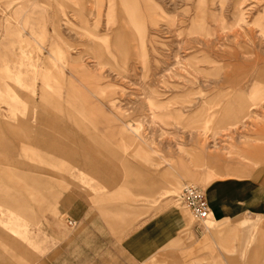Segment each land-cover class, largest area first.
Masks as SVG:
<instances>
[{
  "label": "rangeland",
  "instance_id": "rangeland-1",
  "mask_svg": "<svg viewBox=\"0 0 264 264\" xmlns=\"http://www.w3.org/2000/svg\"><path fill=\"white\" fill-rule=\"evenodd\" d=\"M19 6L28 11L16 15ZM261 67L264 0H0V119L23 126L17 140L0 133V264L37 263L25 259L30 238L59 216L61 194L134 209L141 200L130 184L153 182L155 172L164 191L147 203L185 214L183 262L264 264V255L252 260L264 240V198L250 185L264 169L254 158L264 144L254 140L264 133ZM58 103L79 111L89 146L119 153L79 154L86 145L58 129L72 122L67 109L51 111ZM228 105L254 109L238 123ZM235 182L244 196L250 190L245 213L210 230L179 202L185 186L199 185L211 211L209 188L230 202Z\"/></svg>",
  "mask_w": 264,
  "mask_h": 264
},
{
  "label": "crops",
  "instance_id": "crops-1",
  "mask_svg": "<svg viewBox=\"0 0 264 264\" xmlns=\"http://www.w3.org/2000/svg\"><path fill=\"white\" fill-rule=\"evenodd\" d=\"M26 10L19 6L15 10V14H25ZM259 77V79L264 77V67L260 68ZM228 81L237 82L236 80ZM0 95L2 96L1 91ZM76 97V95H72V92L69 93V99ZM234 97L236 103L242 104L246 101L245 97L241 95L235 94ZM58 104L50 108L51 111L55 113L56 110L66 111L67 109L69 118L72 120L68 125H63L64 127L59 124L58 129L60 131L67 129V136L73 143L79 146L86 145V147L81 148L82 150H78L79 154L82 152L81 154H88L90 157L93 154L95 156L97 154L112 155L113 157L114 154L119 153L117 151L110 153L104 148H98L97 151L96 148L89 146L94 137L91 135L87 124H84L85 120H77L79 111H76L75 106ZM252 106H237L233 109L231 105H228L226 109L230 114L237 115L239 123V121H244L250 116L249 112L254 109ZM54 118L58 122L62 121L58 115ZM0 120V133H11L17 140V134L22 131L23 126L3 119ZM81 127L80 132L79 128L81 129ZM125 127L126 125L122 128L123 132L127 131L124 130ZM260 129L264 132V124H261ZM127 133L130 135L128 131ZM261 139L264 140V133L263 136L255 137L254 140ZM53 143L56 144L55 146H61L62 142L56 138ZM263 156L264 144L254 151V158L258 160L256 162L259 163L261 159H264ZM83 168L90 172L96 170L93 166ZM106 171L108 170L106 169ZM262 172L258 178L259 182L250 180V185L253 184L257 193L264 198V169ZM4 174L9 179L13 176L11 172H4ZM18 188L20 187L15 189ZM12 189L8 187L5 192L12 194ZM128 190H131L130 193L141 200L139 207L133 209L130 204H117L115 200H110L107 197L98 202H93L84 196L77 197L73 193L61 194L58 199L59 202L55 204V208H52L58 211L59 216L53 213L46 216L47 219L43 222L42 227L43 234L38 235L35 232L36 236H31L30 256L25 259L37 262L35 264H186L178 255L185 248L176 243L182 228L187 223L185 214L182 210L172 207L159 210L158 205L153 210V207L148 206L147 203L148 197L151 200L155 198L157 202L160 201L164 191V183L161 178L159 179L158 172L154 173L153 182L138 179L130 184ZM209 191L215 196L211 201L210 213L212 217L207 219L208 223L205 221L206 229H212L224 217L240 216L245 213L244 205L247 202L244 200L245 197L250 198L247 196L250 190H247L244 196L242 183L235 182L234 195H231L232 201L230 202H228V197L221 193L219 186L209 188ZM144 200L145 202H142ZM149 208L152 209L150 215H148ZM69 220H73L74 223L70 224ZM134 221H139L141 224L133 228ZM254 251L252 260L255 263H260V258L264 255V240L259 242V247ZM234 262L236 263V261Z\"/></svg>",
  "mask_w": 264,
  "mask_h": 264
},
{
  "label": "built area",
  "instance_id": "built-area-1",
  "mask_svg": "<svg viewBox=\"0 0 264 264\" xmlns=\"http://www.w3.org/2000/svg\"><path fill=\"white\" fill-rule=\"evenodd\" d=\"M178 198L180 204L187 208L195 219L205 220L211 215L209 200L199 185L185 186ZM69 223L73 224L74 221L69 220Z\"/></svg>",
  "mask_w": 264,
  "mask_h": 264
},
{
  "label": "bare ground",
  "instance_id": "bare-ground-1",
  "mask_svg": "<svg viewBox=\"0 0 264 264\" xmlns=\"http://www.w3.org/2000/svg\"><path fill=\"white\" fill-rule=\"evenodd\" d=\"M47 78L49 79V78H50V76H47ZM74 100H75V99H74ZM76 101H77V100H76ZM210 216H211V215H210ZM210 216H209V217H210ZM209 217H208L207 219H209ZM207 219H205V221H206Z\"/></svg>",
  "mask_w": 264,
  "mask_h": 264
}]
</instances>
